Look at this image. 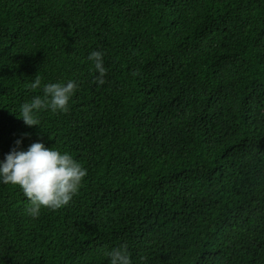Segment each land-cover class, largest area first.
<instances>
[{"label": "trees", "instance_id": "obj_1", "mask_svg": "<svg viewBox=\"0 0 264 264\" xmlns=\"http://www.w3.org/2000/svg\"><path fill=\"white\" fill-rule=\"evenodd\" d=\"M37 76L78 88L28 126ZM34 141L87 174L37 217L0 184V264H264V0H0V159Z\"/></svg>", "mask_w": 264, "mask_h": 264}, {"label": "clouds", "instance_id": "obj_2", "mask_svg": "<svg viewBox=\"0 0 264 264\" xmlns=\"http://www.w3.org/2000/svg\"><path fill=\"white\" fill-rule=\"evenodd\" d=\"M87 59L92 65L90 71L95 72L93 80L97 85L103 84L107 71L103 63V52L92 50ZM30 87L41 88L42 95L33 96L31 102L20 106V115L17 116L28 126L39 125L38 113L43 109L53 113L67 112L78 83L68 79L42 84L37 76L33 78ZM14 143L18 146L21 140L17 138ZM86 174L87 169L70 153L46 147L41 141L30 143L26 149L14 147L0 159V184L19 187L30 202L27 214L31 217H37L42 208L55 210L67 205ZM105 255L109 264H133L126 244L109 249ZM139 260L143 262L145 257L140 256Z\"/></svg>", "mask_w": 264, "mask_h": 264}]
</instances>
